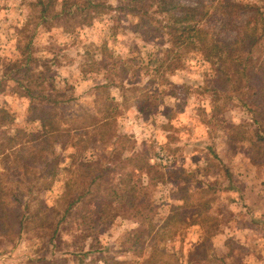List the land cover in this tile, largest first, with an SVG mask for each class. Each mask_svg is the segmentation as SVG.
I'll return each instance as SVG.
<instances>
[{"label": "rangeland", "instance_id": "obj_1", "mask_svg": "<svg viewBox=\"0 0 264 264\" xmlns=\"http://www.w3.org/2000/svg\"><path fill=\"white\" fill-rule=\"evenodd\" d=\"M33 1L0 0V64L17 57L14 31L29 16ZM107 1L112 10L91 26L74 34L63 33L61 27L40 29L32 48L50 68L54 92L65 102L61 113L94 115L102 94H108L117 104L126 94L127 107L117 111L116 128L127 137L120 152L122 157L145 154L147 161L156 165L152 173L156 185L149 186L153 187L149 191L152 224L140 223L138 215L135 219L113 203L112 213L92 220L101 232L95 240L75 239L73 228L79 220L75 216L82 213L79 204L63 224L60 239L51 244L28 235L14 242L0 238V264H37L40 258L50 259L48 264H80L81 260L83 264H102L101 259L125 264H264V167L262 162L251 160L250 146L233 128L248 124L250 135L257 126L251 123V114L237 98L227 99L228 94L221 91L219 103L228 102L227 108L212 113L211 98L196 90L204 84L208 65L195 53H186L179 61H165L167 37L152 33L142 38L132 31L135 21L115 11V0ZM181 1L193 4L196 0ZM203 1L205 5L211 3ZM208 10L213 16L212 20L205 19V27L218 32L220 38H232L234 32L215 21L219 17L214 7ZM243 20L241 13L234 18L237 24ZM100 60L106 67L94 66ZM107 82L108 88L97 89ZM171 85L188 86L187 94L170 96L168 90L179 89ZM3 103L14 112L15 124L10 129L0 127V136L29 127L24 121L27 100L5 93L0 94ZM112 141L105 146L95 142L87 156L108 154ZM164 143L168 149H162ZM57 152L62 156L57 174L50 189L40 193L49 207L55 205L67 181L76 178L79 171L67 157L69 150ZM159 152L170 161L157 162ZM130 166L131 182L145 184L146 176ZM119 174L115 171L112 178ZM207 186L214 189L208 196L212 200L205 213L208 223L197 222L202 216L195 214L196 209L176 214L173 207L179 204V189ZM168 215L172 217L164 225ZM180 216L186 223H178ZM52 252L54 256L49 255Z\"/></svg>", "mask_w": 264, "mask_h": 264}, {"label": "trees", "instance_id": "obj_2", "mask_svg": "<svg viewBox=\"0 0 264 264\" xmlns=\"http://www.w3.org/2000/svg\"><path fill=\"white\" fill-rule=\"evenodd\" d=\"M115 2L114 9L121 17L135 21L133 32L142 38L152 33L167 37L169 46L164 51L165 61H179L184 54L195 53L208 65L204 84L196 90L211 98L212 113H221L227 108L228 102L219 103L220 91L228 94L225 98H237L241 106L247 108L256 128L250 135L246 129L248 124L233 125V128L240 140H246L250 146L251 160L262 162L264 167V0L251 4L211 0L209 5L203 0H196L193 4L181 0ZM213 7L219 17L215 21L222 28L233 31L232 38H220L218 32L212 33L205 27V19L212 20L213 16L208 8ZM110 10L112 6L107 0H34L30 4L29 16L14 31L17 57L0 64V94L27 100L24 121L29 127L16 128L0 136V238L5 241L14 242L28 235L51 244L60 239V231L65 229L63 224L79 204L82 213L75 216L76 220L79 219L73 228L75 239L95 240L101 232L92 220L112 213L113 203L122 206L125 213L135 219L138 215L140 223L152 224L149 191L156 185L152 183L156 165L150 164L145 154L122 157L120 152L127 137L116 128L117 111L119 107H127L126 94L122 95L121 104L108 94H102L100 106L96 101L94 115L61 113L65 102L54 92L50 68L32 48L40 29L61 27L63 33L74 34L76 30L91 26ZM240 13L244 20L237 24L234 18L237 19ZM93 64L106 67L104 60ZM171 86L179 89L168 90L170 96L187 94L188 86ZM108 87L107 82L97 89ZM14 124L15 114L9 104H0V127L10 129ZM111 140L112 148L108 154L87 156L92 153L95 142L105 146ZM163 148L168 149V144L164 143ZM60 150H69L67 157L79 171L76 178L67 181L65 191L55 205L49 207L40 193L52 185L62 157L57 152ZM130 164L146 176L145 184L136 186L131 182ZM117 170L120 174L113 179L112 173ZM151 184L153 187L149 189ZM179 191V204L173 207L176 214L179 215V210L196 209L195 214L202 216L196 218L197 222L208 223L209 217L205 213L211 208L212 200L208 196L214 189L211 186L197 190L183 187ZM171 217L165 218L164 225ZM178 221L186 223L184 216ZM49 255L54 256L53 252ZM36 263L48 264L50 259L40 258ZM101 263L125 264L115 259H101Z\"/></svg>", "mask_w": 264, "mask_h": 264}, {"label": "built area", "instance_id": "obj_3", "mask_svg": "<svg viewBox=\"0 0 264 264\" xmlns=\"http://www.w3.org/2000/svg\"><path fill=\"white\" fill-rule=\"evenodd\" d=\"M155 160H156L157 162H163V163H167V162L170 161L169 159L164 158V156H163L162 153H160V152H159L158 155L156 156Z\"/></svg>", "mask_w": 264, "mask_h": 264}]
</instances>
